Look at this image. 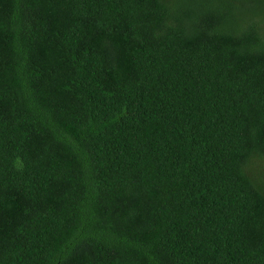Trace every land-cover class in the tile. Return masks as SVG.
I'll return each mask as SVG.
<instances>
[{"label":"trees","instance_id":"16d2710c","mask_svg":"<svg viewBox=\"0 0 264 264\" xmlns=\"http://www.w3.org/2000/svg\"><path fill=\"white\" fill-rule=\"evenodd\" d=\"M0 264H264V0H0Z\"/></svg>","mask_w":264,"mask_h":264}]
</instances>
